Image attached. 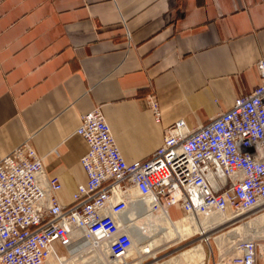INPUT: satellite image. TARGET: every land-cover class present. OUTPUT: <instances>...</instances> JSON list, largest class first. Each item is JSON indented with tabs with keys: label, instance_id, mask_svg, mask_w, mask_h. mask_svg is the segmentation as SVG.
<instances>
[{
	"label": "crops",
	"instance_id": "obj_1",
	"mask_svg": "<svg viewBox=\"0 0 264 264\" xmlns=\"http://www.w3.org/2000/svg\"><path fill=\"white\" fill-rule=\"evenodd\" d=\"M259 61L264 0H0V159L30 139L69 204L87 181L82 114L100 105L124 159L140 160L166 126L230 108Z\"/></svg>",
	"mask_w": 264,
	"mask_h": 264
},
{
	"label": "built area",
	"instance_id": "obj_2",
	"mask_svg": "<svg viewBox=\"0 0 264 264\" xmlns=\"http://www.w3.org/2000/svg\"><path fill=\"white\" fill-rule=\"evenodd\" d=\"M258 69L259 83L230 108L194 128L184 119L166 126L162 143L133 162L122 156L100 105L82 114L75 132L88 144L80 158L87 181L66 205L56 196L60 180L45 175L30 139L13 148L0 159V263L96 252L95 264H130L131 221L143 211L173 221L168 209L178 206L183 217H206L211 229L231 226L207 264H264V242L251 233V221L264 213L262 61ZM147 103L159 121L156 95ZM215 215L224 219L216 223Z\"/></svg>",
	"mask_w": 264,
	"mask_h": 264
},
{
	"label": "bare ground",
	"instance_id": "obj_3",
	"mask_svg": "<svg viewBox=\"0 0 264 264\" xmlns=\"http://www.w3.org/2000/svg\"><path fill=\"white\" fill-rule=\"evenodd\" d=\"M156 213L157 214H149V213L143 211V213L136 216L134 221H131L130 226H131V231L133 233V239H134L135 246H134L133 252L130 253L129 256L137 253L135 251L137 245H141L140 246L141 251L151 252V248H153L156 245V242L158 241V239H154L152 242H150L148 244L149 245L148 247H147V244H144V243H146L145 241L154 237L155 234H159V233H161L162 236H168L170 238H173L176 235H180V237L190 236L195 231H198L201 235H203L204 239L209 238V232H208L209 225H208V221L206 219L199 221L196 217H194L193 222H192V221H189L188 219H191L193 217L180 216L178 219H173V221L167 222V221L159 218L160 217L158 214L159 212H156ZM181 218L183 219V221L180 220ZM204 218H206V217H204ZM213 218H214V221L216 223L221 222L220 216L215 215ZM149 219L155 220L156 222L163 224V226L161 225L162 227L159 229L158 233H153V231L148 228L147 225H148ZM200 219H201V217H200ZM222 219H224L223 216H222ZM251 222H252L251 226H253V224H255L251 228L252 229L251 233L253 234V236H256L259 238H264V230H262L263 227L261 228V226H258V224H257V223H259V224L264 223V213L257 216ZM159 227H160V225H159ZM244 230H245V228H244ZM230 233L231 232L228 230V231H225L218 236H215L214 239H215L216 243L218 245H221L222 243H224L226 237H228V235ZM143 246H145V247H143ZM91 255H92V253H91ZM96 255H97L96 252H94V255H92V257L94 258ZM181 256L185 259L187 264H204L203 260L205 258V251H204L202 244H198L197 246H192V247L187 248L184 251H182ZM68 263H69V261H68ZM77 263L74 262L73 264H77ZM70 264H72V263H70ZM159 264H179V262H178V260H176V258H173V259H169L167 261L161 262Z\"/></svg>",
	"mask_w": 264,
	"mask_h": 264
},
{
	"label": "rangeland",
	"instance_id": "obj_4",
	"mask_svg": "<svg viewBox=\"0 0 264 264\" xmlns=\"http://www.w3.org/2000/svg\"><path fill=\"white\" fill-rule=\"evenodd\" d=\"M169 216L171 219L179 218L182 214V211L178 206H174L168 211ZM221 220L222 219V216ZM205 218L201 217V220ZM258 226L263 225L261 228L264 230V223L259 224ZM160 225V227H159ZM163 226L162 223H158L155 220L149 219L148 222V228L153 231V233H158L159 229ZM231 228V226H221L217 229H208L209 232V242H207L203 235H201L198 231H195L192 235L186 236V237H180V235H176L173 238H170L168 236H162L161 233L155 234L154 237L147 240L145 244H148L152 242L154 239H158L156 242V245L151 248V252L149 251H141L140 246L136 247V252L131 258H130V264H159L161 262L167 261L169 259L176 258L178 260L179 264H187L185 259L181 256V252L184 251L187 248H190L192 246H197L198 244H203L205 249V258L203 260L204 264L208 263L209 258V250L210 248H215V236H218L222 234L225 231H228ZM260 228V229H261ZM151 231V232H152ZM259 238V237H258ZM160 239V240H159ZM264 242V238H261ZM145 247V246H143ZM75 258V259H74ZM73 259V260H72ZM69 261V263H68ZM77 263V264H95L94 260H92L91 252H80L75 256H67L65 260L62 262H58L54 259H48L44 264H70V263ZM93 261V262H92ZM84 262V263H83ZM2 264V263H0Z\"/></svg>",
	"mask_w": 264,
	"mask_h": 264
}]
</instances>
